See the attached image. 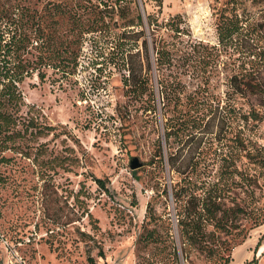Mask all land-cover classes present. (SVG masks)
Wrapping results in <instances>:
<instances>
[{
	"label": "rangeland",
	"instance_id": "obj_1",
	"mask_svg": "<svg viewBox=\"0 0 264 264\" xmlns=\"http://www.w3.org/2000/svg\"><path fill=\"white\" fill-rule=\"evenodd\" d=\"M223 6L241 23L221 41ZM12 12L30 36L21 60L33 63L18 84L19 128L33 116L43 130L18 137L0 162V264H188L172 198L180 175L169 163L179 140L166 136L172 112L149 15H181L206 45L166 70L180 80L190 119L188 159L212 184L239 181L233 196L249 233L232 263L264 264V223L251 228L258 208L264 218V0H0V15ZM10 25L1 19L0 31ZM132 63L145 86L126 83Z\"/></svg>",
	"mask_w": 264,
	"mask_h": 264
},
{
	"label": "trees",
	"instance_id": "obj_2",
	"mask_svg": "<svg viewBox=\"0 0 264 264\" xmlns=\"http://www.w3.org/2000/svg\"><path fill=\"white\" fill-rule=\"evenodd\" d=\"M155 1L159 5L163 3V0ZM218 12L220 14L219 36L220 40L224 41L238 32L241 20L237 12L229 15L226 6L221 7ZM27 17L30 21V14ZM137 18L139 24H142V15L138 14ZM1 19L11 22L9 27L0 31V162L5 163L10 159L5 155V151L16 149L18 137L31 136L35 132L39 133V130H43V128L37 127L33 116L25 119L23 122L24 129L19 128L22 118L19 110L23 101V94L18 84L22 81L24 74H29L33 67L31 61L26 60L24 62L21 60L20 53L27 48L30 36L29 34L18 33V15L16 12H12L10 15H0ZM148 24L152 47L156 54L157 67L164 69L159 81L165 100L164 105L168 112H172L166 122V136L170 139L175 134L179 140V147L169 155V163L171 168L180 175V179L172 187V198L183 259L188 261V264H195L191 256L198 254L206 260L204 264H233V248L236 243L243 241L249 233L243 222L246 218L244 216L246 210L237 203L236 196H233L234 190L241 185L239 186V181L236 179L223 182L222 177L217 183L212 184L211 181L199 175L198 171H195L194 165L189 161L190 157L188 159L187 145L190 138L188 133L190 119L181 107L180 80L171 72L170 74L166 72L175 61L189 59L193 52H196L198 48H206V45L190 38V31L188 27L183 25L185 21L181 15L163 22H159L154 15H149ZM161 28H165L166 31H173V37L169 39L159 34ZM6 34H8V38L5 36ZM43 35L44 33H42ZM144 45L149 47L147 39H145ZM97 63L99 65L97 69L102 70V62L97 60ZM140 70L132 63L130 75L128 79H125L126 83L128 84L132 80L135 88L139 82L145 86L149 79H141ZM38 74L41 72L39 71ZM41 77H44V74ZM95 180L105 187L102 178ZM257 213L259 215L255 217L251 228L264 223V218L261 219L260 217L262 214L260 208H258ZM152 232L148 231L147 238L154 241L156 237ZM260 245L261 240L257 247ZM173 252L177 261L176 249Z\"/></svg>",
	"mask_w": 264,
	"mask_h": 264
},
{
	"label": "water",
	"instance_id": "obj_3",
	"mask_svg": "<svg viewBox=\"0 0 264 264\" xmlns=\"http://www.w3.org/2000/svg\"><path fill=\"white\" fill-rule=\"evenodd\" d=\"M141 165H142V164H141V163H138V160H137V159L133 160L132 163H131V167H132L133 169H137V168H139ZM115 264H119V263H115Z\"/></svg>",
	"mask_w": 264,
	"mask_h": 264
}]
</instances>
